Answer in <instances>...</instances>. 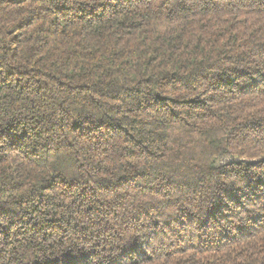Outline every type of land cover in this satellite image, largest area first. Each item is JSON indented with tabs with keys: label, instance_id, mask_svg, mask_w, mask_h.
I'll return each mask as SVG.
<instances>
[{
	"label": "trees",
	"instance_id": "trees-1",
	"mask_svg": "<svg viewBox=\"0 0 264 264\" xmlns=\"http://www.w3.org/2000/svg\"><path fill=\"white\" fill-rule=\"evenodd\" d=\"M0 264H264V0H0Z\"/></svg>",
	"mask_w": 264,
	"mask_h": 264
}]
</instances>
